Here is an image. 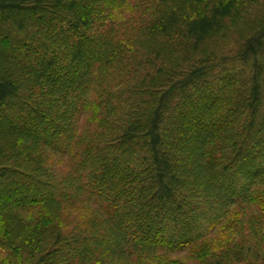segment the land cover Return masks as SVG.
Returning a JSON list of instances; mask_svg holds the SVG:
<instances>
[{
  "label": "trees",
  "instance_id": "1",
  "mask_svg": "<svg viewBox=\"0 0 264 264\" xmlns=\"http://www.w3.org/2000/svg\"><path fill=\"white\" fill-rule=\"evenodd\" d=\"M0 264H264V0H0Z\"/></svg>",
  "mask_w": 264,
  "mask_h": 264
},
{
  "label": "rangeland",
  "instance_id": "2",
  "mask_svg": "<svg viewBox=\"0 0 264 264\" xmlns=\"http://www.w3.org/2000/svg\"><path fill=\"white\" fill-rule=\"evenodd\" d=\"M173 256H177V254H174ZM178 256L186 258L191 263H195V260L191 257V252L190 251L188 252V250L180 252Z\"/></svg>",
  "mask_w": 264,
  "mask_h": 264
}]
</instances>
